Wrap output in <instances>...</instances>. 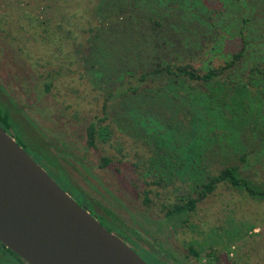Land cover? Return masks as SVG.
I'll return each instance as SVG.
<instances>
[{
  "label": "rangeland",
  "instance_id": "rangeland-1",
  "mask_svg": "<svg viewBox=\"0 0 264 264\" xmlns=\"http://www.w3.org/2000/svg\"><path fill=\"white\" fill-rule=\"evenodd\" d=\"M10 1L0 0V22H5L0 24V32L8 38L7 43L11 45L9 53L21 58L22 61L18 63L24 62L22 57H28L30 62L28 60L26 64L31 76L30 85L26 80L28 74H23L17 69L13 78L18 88L15 87L12 92L24 94L25 87L26 98L31 99V103L39 95L37 105L40 108L48 106L46 113L35 116L34 119L43 128L33 125L26 127L25 130L20 129L16 135L11 133L10 135L19 140L20 145L28 153L41 150L43 142L40 139L51 141L52 135L59 143L66 142L76 156L85 154L83 163L91 173L92 182L97 185L94 180L96 178L114 197L121 199L123 206H117L112 201L114 203L112 209L119 210L118 217L123 218L139 232L141 227L146 228L142 235L147 237V240H153L155 237L157 240H163L156 241L154 243L156 247L142 248L134 245L122 234L116 233L122 236L121 239L139 256L147 260V263L171 264V256H177L181 260L195 264H209L205 254L210 249H215L219 256L217 264H264V200L253 199L243 191L231 189L226 183H220L214 192L196 203L192 212L182 216H166L162 209L163 203L178 202L184 192L192 197L197 196L191 189L189 175L183 173L182 176L173 175L171 184L163 186L151 184L154 181L153 177L145 174L146 156L152 151L150 149L147 152L149 149L147 145L154 147L156 143L158 146V142L147 144L142 140L144 138L139 136L140 127L136 128V123L126 120L127 109L133 103L132 99L120 102L118 95L115 94L127 86L137 85L142 88L152 86L153 82L150 79L137 84L139 73L146 69L143 63L147 58L152 62L159 60L171 65L189 63L201 71H206L210 67L222 65L232 58L233 53L242 50L243 55L236 65L214 83L200 85L184 81L181 85L171 84V107L180 103L182 108H185L180 113L173 111L171 120L174 121H171V124L181 121L184 128L194 127V130L200 131L197 145L204 146L206 158L200 165L203 170L208 169L214 173L225 165L236 164L242 176L255 183L261 182L264 180V0H198L203 2L205 8L185 5V2H190L189 0H165L152 9L137 11L145 22L150 18L160 20L163 19V15L166 16L168 22L165 26L153 28L154 32L148 31V35L144 34V31L139 33L132 29V34L117 30L121 35L120 41L112 43L110 36L105 33V37L96 43L97 53L95 46L94 51L91 50L93 41L88 40L90 30L96 26L101 28L108 23L103 24L104 20L93 12L96 11L98 2ZM118 3H124V0H107L101 7L112 13L118 9ZM10 6L12 8H9L8 12ZM26 6L32 15L23 18L17 16L15 9ZM82 9L89 11L91 28L87 30L86 26L80 29L73 24L72 28L77 33L72 41L84 43L83 46H78L77 52L72 54L75 52L74 45L72 42H64L62 37H67V31L62 26L59 32L61 39L55 33L49 35L54 40L57 39L55 47L60 46L62 50L64 47H71L68 52L72 55H67L63 51L57 53V56H53L52 52L48 55L46 50L44 52L46 46L44 45L43 49L40 34L43 35L44 41L48 36V31L45 30L47 25L44 24L35 30L32 23L28 25L31 17L52 20L50 18L52 15H59L64 19ZM191 14L201 16L200 20L193 18ZM152 23L148 22L146 25L152 26ZM19 26L22 34L18 31ZM30 35L31 39L23 40ZM145 40L147 43L141 44ZM150 41L154 49L149 47ZM141 49H148V55L142 53L135 56ZM117 55L122 60H131L129 65L134 67L133 71L135 69L134 76L126 75L125 71L128 70L113 73ZM91 63L94 68L90 69ZM5 66L0 65V72L11 74V71L7 72ZM95 76L98 79H95ZM22 77L25 78V84L22 83ZM46 81L53 83L50 91L44 90ZM110 85L113 87L107 88ZM190 85H196L195 88L199 90L195 91L198 99L194 109L185 96L179 99ZM110 92L115 96L108 97ZM15 97L18 98V95ZM104 99L106 108L103 107ZM7 105L12 106V103ZM5 106L0 104V109L5 110ZM116 110L120 111L119 116L123 118L124 126H128L129 134L118 129L112 122L111 117L116 114ZM155 112L152 109L153 118ZM193 113L197 116L195 122H187ZM97 118L102 119V124L111 123L113 134L106 143H100L90 149L84 148L85 125ZM2 122L0 121V126ZM64 124L67 126L64 127ZM52 145L53 143L48 142V146ZM145 151L146 156L143 154ZM102 156L110 159V162L103 166L100 165ZM242 156L244 160H241ZM155 160L154 164L160 167V160ZM81 182L88 187L89 194L98 199L97 194L83 180ZM149 188L152 191L148 196L152 197L153 201L145 205L143 191ZM104 194L114 200L106 191ZM166 230L168 231L165 232ZM162 232L166 237L161 234ZM160 244H165V247L159 246ZM189 247L197 249L198 257L194 258L189 253ZM9 262L16 264L12 258Z\"/></svg>",
  "mask_w": 264,
  "mask_h": 264
},
{
  "label": "trees",
  "instance_id": "trees-1",
  "mask_svg": "<svg viewBox=\"0 0 264 264\" xmlns=\"http://www.w3.org/2000/svg\"><path fill=\"white\" fill-rule=\"evenodd\" d=\"M2 1L5 2V0ZM164 1L165 0H124V3H118V9L110 13L109 10H103V7H101V4L107 2V0H94L95 3H99L98 7H96V11L93 10L94 14L97 15L101 20H104L103 24H105V22L108 23L101 28H98V26H96L95 28L93 27L94 29L92 30H90L91 26H89L91 23V17L88 14L89 11H85V9L76 11L66 16V18L64 19L59 15H52L53 18L50 17L52 20H43L38 18V16H32L31 22L29 21L28 25L30 26V24L32 23V26L35 30L39 29L44 24L47 25V27H51L45 28V30L48 31V36L43 41V35L40 34V40L42 42L41 44L43 46V49L44 45L46 46L44 52L45 50L46 52L48 51V55L49 52H52L53 56H57V53H60L61 51L65 52L67 55L75 54L77 52V47L83 46L84 43H80L79 41L75 43L72 41L73 37L77 33V31L73 30L72 25L74 24L80 29L87 26V30H90V36L88 37V40L93 41L91 50L93 52L95 46V53H97L98 48H96V43L99 39L105 37V33L108 34V37L110 36V43H112L120 41L119 37L121 38V35L117 33V30H123L125 33L131 34L132 30L139 33H143L144 31V34L148 35V31H150V33L154 32L153 28L165 26V23L168 22V20L163 14L167 15L166 13L162 14L163 19L153 20L152 18H150L146 22L144 21V18H141V16L137 14L138 10H147V8L152 9L153 7H155V5ZM189 1L190 2H185V5H193L194 8H196V5L198 6V8H203L205 6L202 1ZM10 3H12V1H10ZM9 8L12 7H8V12ZM27 10V6L24 8L17 7L15 9V11L17 12V16H19L20 18L32 15L31 10L29 12ZM191 16L197 20H200L201 18V16L199 17L194 14H191ZM4 17L6 18V15ZM148 22H153L152 26L146 25ZM2 23L5 22H0V24ZM62 26L65 27L67 31V37H62L64 42H72L74 45L75 52L72 54L68 52L71 50V47H64L63 50L60 46L55 47L57 39L55 38L54 40V38H51L49 35L50 33H55V35L59 39H61L59 37V32L61 31ZM17 28H19L18 31L20 32V34H22L23 32L21 31L20 26ZM26 30L27 29H25V31ZM116 35L118 38H116ZM25 39H31V35L24 38L23 40L25 41ZM15 40L17 41V39ZM145 43H147L146 40L141 44ZM152 45L153 43L151 42L149 47L151 46L153 48ZM142 53L148 55L147 53H149V50L141 49L137 54H135V56L142 55ZM242 55V50L235 52L233 53L230 60L225 61V63L217 67H210L206 71H201L189 63L171 65L168 62L163 63L159 60H154L152 62L147 58L143 63L146 69L142 70V72L139 73L137 84L150 79L151 82H153L152 86L144 88L137 85L129 87L127 86L126 88L119 90L117 93L115 92V94L118 95L119 100H121L120 102L129 98L132 99L133 103L131 105L128 104L129 107L132 106V108L128 107V118L126 120H128V122L136 123V128L140 127L141 134L139 136L144 138L142 140H145L147 144H151L153 141L158 142V146L155 143L154 147L150 145H147L149 149H147V146L145 147L147 149V152L150 149L152 150L147 156L146 151L143 152V154L147 158V161L145 162L147 171H145V174L147 176H152L154 180L151 184L163 186L166 184H171V177H174L173 175L182 176V173L189 175L191 189L196 193L197 196L192 197L187 192H184L182 193L178 202L175 201L174 203L168 204L163 203L164 206L162 209L166 216H182L187 212H192L195 209L196 203L214 192L215 188L220 183H226L231 189L243 191L253 199L264 200V180L259 183H255L253 180L242 176L239 166L236 164L225 165L219 168V170L214 173L209 172L208 169L203 170L204 168H201L200 165L204 163L203 160L204 158H206L204 155V146L202 144L197 145L199 143L197 136H200V131L198 129L194 130V127V129L192 127H189V129L184 128L181 121H176L171 124V121H174L171 120V118L173 117V111L176 113H180L185 110V108H182L180 103L179 105L171 107V84L178 83L179 85H181V83H183L184 81L194 82L200 85L214 83L215 80L224 76L228 69L233 68L236 65V62L239 61V59L242 57ZM38 57H44V55H38ZM116 59L115 61L117 63L113 67V73H115L116 71L121 72L128 70L125 71L126 75H135V69L134 71L132 70L134 67H131L129 65V61L131 60H122L119 58V55H117ZM89 68H94L93 63L89 64ZM95 79L98 78L95 76ZM104 84L106 86L105 82ZM52 86V81H46L44 83V90L50 91ZM120 86L121 84H119V87ZM195 86L190 85L188 88H186V92H183L179 98L182 99L183 96H185L187 98V101L191 103V108L193 107V109L198 99V94H195V91H199L197 88H195ZM112 87L113 86L110 85L107 88ZM111 96L114 97L115 95L112 92L108 93V97ZM38 98H40L39 95H37L36 99H34L35 102L33 100L31 105L29 106L31 113H29V110L25 111L23 106L17 104L15 105L14 103H12V106H8L7 104L9 103L6 104L7 101L4 102L5 100L3 99L4 101L2 100L0 104H5L6 106L4 107L5 110L0 109V121H3L1 127L7 133H11L13 135H16V132L20 131V129L25 130L26 127H31L33 125L42 127L40 123L34 120L36 119V115L32 114L33 112L35 113L39 110H42L41 113L43 114L45 112L43 108H40L37 105V102L39 101ZM174 98L177 99L175 96ZM136 103H138L139 105ZM135 105H137V107ZM103 107L106 108L105 99ZM152 109L156 111L154 118L151 116ZM119 110H116V114L111 117V120L118 129L129 134V132H127L128 126H124L123 118L119 116ZM24 116H26L27 118H23ZM134 117L136 120L134 119ZM148 118H151L153 121ZM195 118H197V116H194L193 113L192 117L187 119V122L193 123L195 122ZM101 120V118L90 120L89 123L85 125L84 130L86 145L83 146L84 148L88 149V147H93L100 143H106L113 134L111 123L102 124ZM67 123L69 122H65V124ZM47 133L49 132L47 131ZM52 138L54 137H52L51 135V141L40 139L43 142V144H41L43 148L40 147L41 150L37 151L33 150L32 153L29 152L32 158L37 161L51 175V177H53V179L60 183V185H62L66 189L65 191H67L74 199L79 201L80 204L86 207V209L91 214L93 212L96 213V206L100 208L104 213H97V215L95 214L94 216L103 224V226H105L110 231L113 230L116 233L122 234V236L129 239L135 244L136 239L133 238V235L131 237L126 232V230L130 233L132 232L133 234L134 231L131 230L125 223H123L117 216H113V214L110 215V211L112 212V210H109V208H107L106 206L97 203L93 197L89 196V192L76 180L77 177H82L83 179L88 181V175L90 173L88 168L83 163L84 157L81 158L76 156L74 153H68L66 151L67 147L64 146L62 142L59 143L58 140ZM18 141L17 143L20 145V141ZM48 142L53 143V145L48 146ZM196 145L199 146V148ZM155 159L160 160V167L154 164L156 161ZM241 160H244L243 156L241 157ZM101 161L102 163H100V165L103 166L109 163L110 159L106 156H102ZM64 163H67V165ZM139 172L142 175L144 174V172L142 171ZM76 173H78V175H76ZM74 174L77 177L74 176ZM88 182L91 183L90 181ZM90 187H93L94 192H96L97 190L99 194L103 195L102 191H100L99 188H96V186H93V184H90ZM151 191L152 189L150 188L143 191V202L145 205H148L149 202L153 201L152 197L148 196ZM184 222H186L185 219ZM189 253L194 256V258L198 257L199 255L197 249L193 247H189ZM205 256L209 264H217L219 262V256L216 254L215 249H210L205 254Z\"/></svg>",
  "mask_w": 264,
  "mask_h": 264
},
{
  "label": "water",
  "instance_id": "water-1",
  "mask_svg": "<svg viewBox=\"0 0 264 264\" xmlns=\"http://www.w3.org/2000/svg\"><path fill=\"white\" fill-rule=\"evenodd\" d=\"M0 241L29 264H149L1 126Z\"/></svg>",
  "mask_w": 264,
  "mask_h": 264
},
{
  "label": "flooded vegetation",
  "instance_id": "flooded-vegetation-1",
  "mask_svg": "<svg viewBox=\"0 0 264 264\" xmlns=\"http://www.w3.org/2000/svg\"><path fill=\"white\" fill-rule=\"evenodd\" d=\"M7 41H8V38L7 37H5L4 36V34L3 33H1L0 32V65L1 64H4V65H6L5 67H6V69L8 70L7 72H10L11 71V74H12V77H11V74L10 73H1L0 72V89H2V91L0 92V98L4 101V102H6L7 101V103H14L15 105L17 104V105H20V106H23V108L25 109V111H27V110H29V113H31V110H30V108H29V106L31 105V99H28V98H26V95H25V87H24V94L23 93H21L20 95L19 94H17L16 92H12V90L16 87V88H18V86L17 85H15V81H14V78H13V76H14V72L15 71H17V69L21 72V73H23V74H28L27 75V78H26V80H27V82L28 83H30V85H31V76H30V70H29V68H28V66H27V64H26V61L28 62V57H22L23 59H24V62L23 63H18V62H20V61H22L21 60V58L20 57H14V55L13 54H11V53H9V50L11 49V45H9L8 43H7ZM13 43V42H12ZM14 45V44H13ZM15 46V45H14ZM13 48V47H12ZM18 48V47H17ZM6 60H7V62H6ZM29 62H30V60H29ZM15 68V69H14ZM0 71H1V69H0ZM17 75H19V74H17ZM10 78V79H9ZM23 78V77H22ZM7 79H8V81H7ZM22 83L23 84H25L26 83V81H25V78H23V80H22ZM30 88V87H29ZM18 95V98H16L15 97V95ZM34 102H35V100H34ZM44 110H45V113L48 111V106H43L42 107ZM42 112V110H39V111H36L35 113L33 112L32 114H34V115H36V116H38V115H40V114H42L41 113ZM31 115V114H30ZM65 126H67V125H65L64 124V127ZM67 130V129H66ZM71 137V136H70ZM72 138V137H71ZM63 145L64 146H66L67 147V152L69 153V152H71V153H73L72 152V150L68 147V145H67V143L66 142H63ZM91 147H88V149H90ZM75 154V153H74ZM79 157H81V158H83V157H85V154H83V155H80ZM64 164H66L67 165V163H64ZM71 167V166H70ZM73 168V167H72ZM83 172V171H82ZM84 173V172H83ZM89 173H90V171H89ZM49 174V173H48ZM91 174V173H90ZM88 175V181H90L91 183H89L88 181H86L85 179H83L82 177H77L76 175H78V173H76V175L74 174V176H76L75 178H76V180L87 190V191H89V189H88V187L85 185V184H83L82 182H81V180H83L88 186H89V188L93 191V187L91 188L90 187V184H93V186H96V188H99L100 189V191H102V193H103V195L102 194H99L98 192H97V190H96V194H97V197H98V199H96V198H94L92 195H89L90 197H93L94 198V200H96V202L97 203H100V204H102V205H104V206H106L107 208H109V210H112V212L110 211V215H112L113 214V216H117L118 217V215H117V212H119V210H117V211H115V210H113L112 209V205H114V203L112 202V201H114L116 204H117V206L118 205H120V206H123L122 204V201H121V199H118L117 197H114L113 195H112V193L110 194V192L105 188V187H103V185H102V183H100V181H98L96 178H94V180L96 181V183H97V185H95L92 181H93V178L91 177V175ZM50 175V174H49ZM51 176V175H50ZM53 178V177H52ZM55 180V179H54ZM56 181V180H55ZM57 182V181H56ZM58 183V182H57ZM59 185H60V183H58ZM64 190H66L62 185H60ZM104 191H106L107 193H108V195L109 196H113L114 197V200L113 199H110V198H108L105 194H104ZM94 192V191H93ZM74 199V198H73ZM75 201L79 204V205H81L82 207H84L82 204H80L79 203V201H77L76 199H75ZM115 207V206H114ZM86 208V207H85ZM95 209H96V213L95 212H93L92 214H93V216H94V214H96L97 215V213L98 214H103L104 212L100 209V208H98L97 206L95 207ZM109 217V216H108ZM119 218V217H118ZM123 223H125L131 230H133L134 231V234L131 232H129V231H127L126 230V232L132 237V235H133V238L134 239H136V243L134 244V245H136V246H139V247H142V248H146V247H150V246H154V247H156V245L154 244V243H156V241H159V242H163V240L162 241H160V240H157V239H155V238H153V240L152 239H150V241L149 240H147V237H144L143 235H142V233L143 232H145V230H146V228H144V227H141L142 229H141V232H139L138 230H136L135 228H133L132 227V225H129V224H127L126 222H125V220L123 219V218H119ZM100 222V221H99ZM101 223V222H100ZM102 224V223H101ZM103 225V224H102ZM105 227V226H104ZM106 228V227H105ZM107 229V228H106ZM108 230V229H107ZM157 230V229H156ZM110 231V230H109ZM168 230H166L165 232H167ZM111 232H114V234L115 235H117L119 238H122V236H119L118 234H116V232L115 231H113V230H111ZM158 232V231H157ZM148 233V232H147ZM150 233L151 234H153L151 231H150ZM162 235H163V232L161 233ZM168 234H169V232H168ZM167 234V235H168ZM164 237H166L165 235H163ZM124 237V236H123ZM161 245H163L164 247H165V244H160L159 246H161ZM167 249V248H166ZM168 250V253H170V250L169 249H167ZM5 251H7L8 253H6ZM11 251V252H10ZM12 250H10L9 248H7L1 241H0V264H11L9 261H10V259L12 258V259H15V262H16V264H29L28 262H26L25 260H23L20 256H18L15 252H13ZM137 253V252H136ZM8 254V255H7ZM171 254V253H170ZM164 256H167L166 254H164ZM141 257V256H140ZM142 258V257H141ZM143 260H145L144 258H142ZM17 260V261H16ZM146 262H147V260H145ZM18 262V263H17ZM175 262H177L178 264H195V263H193V262H188V261H186V260H181V259H179L177 256H171V264H174ZM149 263V262H148ZM149 264H151V263H149Z\"/></svg>",
  "mask_w": 264,
  "mask_h": 264
}]
</instances>
